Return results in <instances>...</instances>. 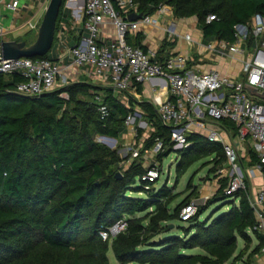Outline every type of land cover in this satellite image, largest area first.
<instances>
[{
	"label": "trees",
	"instance_id": "16d2710c",
	"mask_svg": "<svg viewBox=\"0 0 264 264\" xmlns=\"http://www.w3.org/2000/svg\"><path fill=\"white\" fill-rule=\"evenodd\" d=\"M133 1L143 16L162 5L173 7L178 18L196 16L203 42L234 41L236 24L246 23L256 13L264 15V0ZM211 15L214 18L208 21ZM142 38L139 31L134 45L147 50ZM173 45L165 40L157 58L171 56L163 53ZM37 57L56 60L50 52ZM21 80L20 74L0 73V264H110V247L118 264H251L243 258L251 236L260 240L252 253L263 247L264 236L249 201V185L248 190L226 193L231 177L219 173L226 164L220 143L192 132L190 145L175 149L171 127L163 124L157 107L142 97V84L135 85L134 95L127 94L124 103L112 87L87 81L25 96L14 91ZM101 102L110 111L104 119L98 109ZM137 108L152 128L143 150L153 148L158 139L163 142V150L157 153L160 159L180 150L179 175L211 156V171H217L219 186L197 207L189 225L175 221H181V209L192 195L171 208L177 196L168 183L157 187L159 178L145 179L149 167L138 158L124 168L121 162L129 157L95 139L98 135L118 138L128 115ZM223 123L236 130L233 122ZM258 161L252 154L250 165ZM194 186L189 179L193 193L198 191ZM212 205L214 209L203 217ZM122 218L127 220L126 230L103 240L100 230Z\"/></svg>",
	"mask_w": 264,
	"mask_h": 264
},
{
	"label": "built area",
	"instance_id": "2783aa9c",
	"mask_svg": "<svg viewBox=\"0 0 264 264\" xmlns=\"http://www.w3.org/2000/svg\"><path fill=\"white\" fill-rule=\"evenodd\" d=\"M6 7L18 13L21 2L11 0ZM165 9L166 5H162L156 13ZM131 12H138L133 0H85L83 22L88 33L69 48L68 62L45 57L0 58V73L20 74L23 80L16 84L14 91L25 96L40 95L70 84L72 73L77 69L91 78L110 79L114 89L131 95L136 84L157 79L159 82L152 86V91L165 88L169 96L163 101L154 98L150 102L157 107L163 124L171 127L174 148L188 147V135L192 132L220 143L226 164L219 173L231 177L226 193L248 190V178L264 172V15L256 13L246 23L236 24L234 41L212 39L204 43L186 34L185 39L191 48L197 46L200 57L176 53L161 60L156 51L144 50L128 42L129 34L137 33L142 25L156 23L157 18L152 14L130 20L128 15ZM213 18L211 15L207 20ZM108 20L115 26V37L111 41L100 40L101 29ZM173 25L175 23H171ZM28 26L34 30L39 27L31 22ZM202 53H206L209 59L234 61L239 69L228 74L217 68H202ZM97 98L101 100L100 96ZM98 109L103 119L110 113L103 102ZM133 115H128L127 124L131 123ZM224 120L233 122L236 130L223 123ZM98 140L108 143L110 138L98 135ZM150 150L159 153L163 150V142L158 139ZM252 154L259 161L245 167L244 160L250 162ZM160 171L157 165H153L144 178L154 181L160 177ZM248 197L261 229L264 187L256 195L249 192ZM205 201L202 196L185 204L180 220L189 221ZM127 226V220L122 218L101 229L100 236L103 240L110 239L125 231Z\"/></svg>",
	"mask_w": 264,
	"mask_h": 264
},
{
	"label": "crops",
	"instance_id": "0c3cea01",
	"mask_svg": "<svg viewBox=\"0 0 264 264\" xmlns=\"http://www.w3.org/2000/svg\"><path fill=\"white\" fill-rule=\"evenodd\" d=\"M11 0H0V41L1 40H26V35L36 36L37 34L31 30L28 26V22L38 24L45 13L46 7L48 4H43L41 1L37 0H20L21 7L18 13L12 12L9 8L6 7V3ZM50 1V0H49ZM49 3V2H48ZM85 6V0H66L64 13L61 16L59 27L56 31V38L54 41L53 54L55 52L56 60L66 61L70 60L69 48L76 45L80 42V39L83 35H87V30L84 28L83 22V9ZM43 10V11H42ZM43 12V13H42ZM154 16L157 18V22L153 24L142 25L140 30L142 32V44L147 46V49L158 52L162 43L167 40L169 42H175V45L168 47L164 51V55L169 54L173 55L176 53H184L186 55H197V49L194 47L191 48L188 41L185 39L186 34H191L192 37L196 40L201 39L203 42V32L198 24V19L196 16L187 17V18H178L174 15L173 7L166 5V9L162 13H154ZM171 23L175 25L171 26ZM189 24V25H188ZM171 26V27H170ZM192 27V30H189V27ZM196 32H195V30ZM138 31V32H139ZM172 31H175L177 34H171ZM35 34H34V33ZM137 32V33H138ZM129 34L128 40L130 44H135L136 34ZM180 40L178 41V37ZM115 37V26L109 20L103 25L99 38L104 41H111ZM36 39V37H35ZM34 39V40H35ZM33 40V41H34ZM32 42V41H31ZM197 57V56H196ZM208 60L210 62H207ZM204 63L201 65L202 68H217L223 73L233 74L232 68L225 63L224 61H217L212 59H207L204 57ZM232 67V66H231ZM87 81L94 85L101 87H112L110 79L102 77H89L84 72L77 69L72 73V81L80 82ZM159 80L154 79L150 83H145L143 85V94L142 97L145 100L151 101L156 98L158 101L165 100L168 96V90L165 88H158L155 92L152 91V86L158 83ZM115 95L118 97V94L122 93L114 89ZM133 92V91H132ZM124 93V91H123ZM126 93V92H125ZM131 95V94H130ZM134 95V93H133ZM66 96V94L64 95ZM139 96V95H138ZM122 102L127 103V101L122 100ZM244 166L249 167L250 162L244 160ZM249 192L253 195H256L264 187V172H257L255 176L248 178ZM259 232L264 236V220L263 226ZM252 241L244 254V259L249 258L251 264H264V245L257 251L252 253L255 247L259 245V238L252 234ZM244 246V243H240L239 248L241 249ZM236 264H241V261H238Z\"/></svg>",
	"mask_w": 264,
	"mask_h": 264
},
{
	"label": "rangeland",
	"instance_id": "374dc122",
	"mask_svg": "<svg viewBox=\"0 0 264 264\" xmlns=\"http://www.w3.org/2000/svg\"><path fill=\"white\" fill-rule=\"evenodd\" d=\"M37 1H41V3L43 4L45 3L48 4L49 2V0H37ZM192 29L193 28L190 26L189 30ZM31 30H33L36 34L38 32V29L35 30L31 29ZM35 37L36 36L32 37V35L25 36L28 42L33 41ZM177 37L179 41L180 37L179 36ZM196 48L197 46L195 45L194 49L196 50ZM54 49L56 48H53V50ZM53 50L50 51L51 57H55V52L53 54ZM202 54L204 55L203 57L208 59V55L206 53H202ZM196 56L197 58L200 57L199 54H197ZM205 61L210 62L208 60ZM223 61L225 63L227 62L230 68H232L233 73H235L239 69V65L235 64L234 61H229V60L227 61L223 60ZM240 79L241 77L239 78V80ZM127 94L129 93L122 92L118 94V97H120L124 101H127V97H128ZM132 114L134 115H133V119L131 120V123L127 124L125 122V130L123 133L119 135L118 138H116V142L114 146H111L109 143H103L107 147L117 150V152L120 154L121 157H129L127 161L121 162L124 165V168H126L134 158H138V160L142 161L145 167H150L152 164L157 165L161 169L160 177L156 183L157 187L168 183V186H170L172 194L177 196L175 200L172 202L171 208L177 206V204H179L180 201L187 198L189 195H192L191 200H197L199 197L202 196L205 197V199L212 197L214 192L217 190L219 183H218L217 171H211V169L213 168V162L210 161L211 156L194 162L184 174L179 175L177 170V163L181 151L173 150L168 155H166L164 159H160L157 156V153H154L151 150L148 151L143 150L144 141L150 136L152 132V128L147 123L145 117L142 116L138 108ZM135 118L136 120H134ZM138 128H141L142 130L139 131ZM95 139L98 142H100L98 140V136H95ZM189 179L193 181V184L195 185L194 189L198 190L197 192L193 193L192 188L188 187ZM131 194L136 196L144 195L142 193H135V192H131ZM215 205H212L210 209L203 215V217H207V215L211 212V210L214 209ZM175 223L177 225H184V226L189 225V223L181 222V221H175ZM159 237L160 236H156V239H158ZM191 251L196 252L198 250L193 249ZM108 257L110 260V264H118V261L116 260L113 249L111 247L108 251Z\"/></svg>",
	"mask_w": 264,
	"mask_h": 264
},
{
	"label": "water",
	"instance_id": "95a60500",
	"mask_svg": "<svg viewBox=\"0 0 264 264\" xmlns=\"http://www.w3.org/2000/svg\"><path fill=\"white\" fill-rule=\"evenodd\" d=\"M64 0H50L46 7L42 21L38 28L36 39L32 42L26 40H1L0 41V58L17 59L20 57H37L48 54L55 41L56 25L59 12ZM140 12H131L128 15L130 20L142 18ZM111 146H114L116 138L110 137ZM121 177V173H117Z\"/></svg>",
	"mask_w": 264,
	"mask_h": 264
}]
</instances>
